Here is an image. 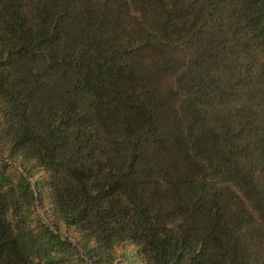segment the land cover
Wrapping results in <instances>:
<instances>
[{"label":"trees","instance_id":"obj_1","mask_svg":"<svg viewBox=\"0 0 264 264\" xmlns=\"http://www.w3.org/2000/svg\"><path fill=\"white\" fill-rule=\"evenodd\" d=\"M119 260L264 264V0H0V264Z\"/></svg>","mask_w":264,"mask_h":264},{"label":"water","instance_id":"obj_2","mask_svg":"<svg viewBox=\"0 0 264 264\" xmlns=\"http://www.w3.org/2000/svg\"><path fill=\"white\" fill-rule=\"evenodd\" d=\"M19 166V165H18ZM120 263H124L123 261H121V260H119L118 262H117V264H120Z\"/></svg>","mask_w":264,"mask_h":264}]
</instances>
